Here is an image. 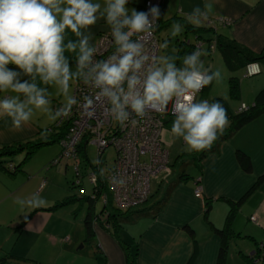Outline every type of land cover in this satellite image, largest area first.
I'll list each match as a JSON object with an SVG mask.
<instances>
[{"label":"crops","instance_id":"crops-1","mask_svg":"<svg viewBox=\"0 0 264 264\" xmlns=\"http://www.w3.org/2000/svg\"><path fill=\"white\" fill-rule=\"evenodd\" d=\"M144 2L145 0H129L126 7L142 10ZM162 6L160 20L163 24L177 15L198 27H206L208 25L206 22L210 21L215 26V32L221 34L224 40L235 42L254 53L264 52V0H163ZM194 7H200L205 12V15L200 17L199 23L194 22L189 15ZM221 19H226L227 23L220 25ZM182 28L184 36L176 34L175 42L186 40L188 45L194 44L195 49H202L201 60L204 68L209 71L219 69L221 73L219 79H214L206 85L202 99L204 95H208L203 100L211 102L213 98L221 97L230 111L236 110L242 104L252 103L256 93L264 85V68L262 67V73L259 76L254 77H246L244 69L231 72L226 68L220 55L212 54L217 49L214 44L206 41L212 38V32L202 33L204 34L202 40L198 37V33ZM89 29L94 34L96 43L101 33L108 32L102 18L96 24L90 25ZM190 36H193L192 40ZM68 39H75V37L70 32H66L65 40ZM198 45L201 46L198 47ZM189 48L183 47V54L189 53ZM65 55L72 54L66 52ZM180 56L179 59L183 57ZM232 75L240 78L238 98L230 96L228 80ZM75 82H70V95H74ZM49 93L52 106L60 105L64 100L63 96L57 95L54 85L49 86ZM172 119L173 117L165 118L161 145L168 151L169 159L172 156L175 162L179 155H182L184 159L193 150H188L182 142L183 150L180 151L179 137L171 138L167 129L170 128ZM57 120L58 118L52 119L49 114L40 109H34L28 122L22 124L20 128H14L8 117H0V151L6 146H19L42 140L51 134L50 128L57 124ZM177 140L178 145L175 146ZM57 145L46 146L36 151L22 168L20 167L13 174L0 168V256L3 249H8L12 254L6 264H26L22 261L36 257L34 250L37 245L41 247L42 244L43 249L40 252L43 254L45 249L50 248L49 245L56 247L63 244V241L58 240L60 237L53 232L54 223H52L51 211L48 209L54 201L59 199L60 192L41 180L42 170L60 152V147ZM238 148L251 157L252 173H245L240 168L235 157ZM22 159L21 153L19 160L12 164L14 166L20 164ZM69 162L71 160L65 163V169ZM199 164L200 167H195L197 172L188 173L191 176L190 179L180 182L173 188L162 212L155 218L146 216L137 220L135 224L141 227L140 231L133 237L122 239V242L129 246L133 264H186L193 252V240L186 230L187 226L194 229V237L198 241L199 254L194 264H217L221 242L214 233L213 227L223 226L229 209L227 200L240 199L255 184L258 177L264 174V117L250 121L231 137L222 141L218 151L207 153ZM172 173L173 180H168L164 186H159L157 182L156 189L159 186L165 192L169 183L178 175L176 170ZM197 187H201L199 195L195 193ZM33 194L42 198L44 203L37 207H22L17 203L18 200L31 198ZM98 201L100 199L95 202V205ZM101 203L103 204L102 201ZM31 208L36 209L30 213L23 231L13 233V226L18 224ZM109 211L113 212L111 209ZM96 227L95 241L102 254L96 264H127L125 252L116 238L109 231ZM232 227L242 234L264 240V181L242 203L232 222ZM26 231L29 241L22 240L18 247V242ZM41 237H45L44 243L42 239L36 241ZM65 238V240L69 239L67 236ZM134 240L136 245L132 248ZM250 242L248 238H237L231 241L226 264H248L243 254L247 256L254 254L252 252H255V247ZM95 252L98 253L97 250ZM261 252L263 255L264 249ZM259 262L264 264V259H259Z\"/></svg>","mask_w":264,"mask_h":264},{"label":"clouds","instance_id":"clouds-1","mask_svg":"<svg viewBox=\"0 0 264 264\" xmlns=\"http://www.w3.org/2000/svg\"><path fill=\"white\" fill-rule=\"evenodd\" d=\"M128 4L129 0H0V117H8L12 127L20 128L34 109L56 119L67 116L73 105L80 104L91 115L92 106L102 104L110 119L123 123L148 110L163 112L167 108L173 116L167 129L172 139L182 138L188 150L208 148L227 123L225 108L218 100L197 101L194 97L220 78L219 69L204 68L198 48L184 54L180 66L174 55H151L139 34L151 32L157 19L159 23L161 8L152 4L147 10H137L126 7ZM189 15L199 23L205 12L194 7ZM101 18L112 47L105 57L94 58L97 45L89 26ZM180 30L174 23L170 35ZM66 32L75 39L65 40ZM72 81L93 91L78 100L69 94ZM51 85L64 97L59 107L52 106ZM57 124H61L59 120ZM87 145H83L84 151ZM80 164L79 160L78 170ZM111 180L124 183L115 175ZM92 188L89 198L97 201L100 197H93ZM17 203L37 207L44 201L33 194Z\"/></svg>","mask_w":264,"mask_h":264},{"label":"trees","instance_id":"trees-1","mask_svg":"<svg viewBox=\"0 0 264 264\" xmlns=\"http://www.w3.org/2000/svg\"><path fill=\"white\" fill-rule=\"evenodd\" d=\"M163 5V4H162ZM145 7V2L143 5L142 10H144ZM163 7V6H162ZM162 7L160 9V13L162 10ZM174 23H179L180 26L184 27L188 31H193L195 33H198L199 38H204V34H208V32H212V38H209L206 40L210 44H214L216 47L217 51L220 53L223 62L226 66V68L231 71V72H236L237 70L244 69L245 71V76L246 77H254L258 76L262 73V67L264 68V52L260 53H254L249 51L248 49L236 44L235 42L232 41H226L223 39V36L219 33H216L214 30V25L213 23L209 22V24L206 27H198L193 24H191L188 21H185L180 16H174L170 18L169 20L166 21V23L163 24L161 23V20L159 18V23L156 28V34L159 31L160 28H165L169 27L171 24ZM212 24V25H211ZM222 25V23L220 24ZM105 32L101 33L100 36H102ZM99 36V37H100ZM98 37V38H99ZM205 41V40H204ZM190 47L189 52L193 51L195 49V45L191 44L188 45L186 40H180L178 42V55H184L183 54V47ZM159 47V45H158ZM159 52V48H158ZM180 58V57H179ZM178 58V59H179ZM182 59V58H181ZM251 63H257L260 67V73L253 75V76H247L246 75V68L249 64ZM10 68H15V65L9 64ZM26 78V77H25ZM229 91H230V96L233 98H238L240 94V78H238L235 75L230 76L229 80ZM206 88V85L204 86L203 90L198 93L196 100H201L202 99V93L205 91L204 89ZM201 97H200V95ZM199 96V97H198ZM213 100H218L220 101L226 112L227 116V123L225 124L224 128L222 131L217 133L216 139L211 143V145L206 148L202 149L199 151L193 150L190 152L191 154L187 155L186 159H182V155H179L174 164H178L177 168H173L172 164V172L173 170L178 172V175L174 181H171L169 185L167 186V189L161 196H157V194L153 193L150 194L148 199H147V204H143L142 206H137L133 208V210L128 211L126 214L121 213V212H109L107 221H105V225H103L106 229L108 228L109 232L114 236L115 238L117 237L116 235L123 229L124 223L134 221V219H137L139 217H144V216H151L155 218L160 212L163 211L165 208V205L167 203V200L169 199L170 193L173 190L174 187H176L180 182L187 181L188 179L191 178L190 174L187 172V166L193 165L194 167H200L199 162L206 156L207 153L211 152H216L218 151L219 145L222 143V141H225L229 137H231L233 134H235L238 130H240L242 127H244L247 123H249L252 120H255L259 117H264V85L262 88L256 93L254 100L250 104H242L240 105L236 110L230 111L228 106L226 105V102L224 101L223 98L221 97H215L212 99ZM60 105H56L55 107H59ZM244 106V107H243ZM59 120V118H58ZM57 120V123H58ZM68 124L67 123H61V124H56L54 127L50 128L51 134L49 136H46L40 141L37 142H27L22 145H13V146H6L2 148L0 151V168L4 169L10 174H13L14 172L18 171L20 167L28 161L31 156L38 150H40L43 147L46 146H51L54 144H58L60 149L61 147V141L64 140L68 134ZM84 145V144H83ZM83 145L81 144L80 147L78 148V151L80 153H76L74 158H69L68 160H71L73 164L75 165L76 160H80V155L83 154V157H85L86 160V151L83 150ZM116 151V150H115ZM17 153H22L23 154V159L20 161V164H15L14 166L10 161L6 160V156H11ZM103 154V153H102ZM101 154V155H102ZM61 154H58L55 158L51 160L49 164L51 166L54 164V160L56 158H59ZM235 157L236 160L240 166V168L245 172V173H252L253 172V164L251 157L244 152L242 149H236L235 152ZM99 160L96 163V165H91L92 170L96 171L99 167V164L101 165V156L98 157ZM116 159V157H115ZM182 159V160H181ZM14 163V162H13ZM48 164V165H49ZM114 165H115V160H114ZM113 165V167H114ZM50 166V167H51ZM112 167V168H113ZM108 169L107 172L104 174L103 171L102 173L104 175H107L109 171L112 169ZM101 169V168H100ZM76 172V176L78 179L82 177V172L80 169ZM101 175V174H100ZM264 181V174L258 177L256 180L255 184L238 200H227L229 203V209L227 212V216L225 218V222L221 228L213 227L214 233L218 236L221 242V246L219 249V254H218V259H217V264H226L227 260V253L230 249L231 241L237 239V238H248L253 246L255 247L253 252L254 254L252 255H246L243 254L244 259L248 264H261L259 262V259H264V254L262 255V249H264V240H258L252 235H245L242 234V232L235 231L232 227V222L236 216V213L238 209L241 207L242 203L245 201L246 198L249 197V195ZM98 189H104L107 195V200H109V205L111 206V195L110 191L108 190V187L106 184L102 183L99 181ZM103 186V187H102ZM101 187V188H100ZM93 189V188H92ZM101 191H99L98 194H100ZM102 193V192H101ZM152 193V192H151ZM90 196L82 197L84 201H87L88 203V208L86 211V216L83 220V225L85 229V242H88L89 244H93L95 240V235H96V230H95V223H94V218H96V215L98 214V211L96 210V205L95 201L96 199L90 200ZM75 199V198H74ZM73 197L67 198V201L74 200ZM81 199V198H80ZM105 205V206H104ZM103 209L106 207V204H102ZM113 208V206H111ZM25 223V222H24ZM23 223V225H24ZM23 225L17 227V232H20ZM186 230L190 237L193 240V252L191 256L189 257L188 261L186 264H194L198 254H199V247H198V241L194 237V229H192L190 226L186 227ZM120 246L123 248L127 260V264H133V257L132 254L129 251V246L124 244L121 240L116 239ZM96 249L97 251L99 250L98 245L96 244ZM2 251V250H1ZM100 251V250H99ZM11 252L8 249H3L2 255L0 256V264H6L8 263V260L11 259Z\"/></svg>","mask_w":264,"mask_h":264},{"label":"built area","instance_id":"built-area-1","mask_svg":"<svg viewBox=\"0 0 264 264\" xmlns=\"http://www.w3.org/2000/svg\"><path fill=\"white\" fill-rule=\"evenodd\" d=\"M162 3L163 0H145L144 10H147L152 4H158L160 9ZM219 22L220 24L227 23L226 19H221ZM157 24L158 19L151 32L139 34L148 52L155 56L158 55L159 48L156 34ZM96 45L97 52L94 58H103L108 55L112 47L110 33L105 32L100 36ZM200 46L198 45V47ZM259 73L260 67L256 63L250 64L246 68L247 76ZM202 88L196 93L195 100ZM92 91L81 82H75L74 96L78 100L84 95L91 94ZM103 108L102 104L93 105L91 108L92 114L89 115L88 110L77 104L72 106L67 116L59 117L60 123H67L68 127L71 126L66 138L61 141L62 154L54 160V163L57 164L60 160L74 158L78 153L81 141H85V144L94 145L98 155H101L106 148L113 147L116 150V159L115 165L109 173L107 175L102 174L100 164L96 171L92 170L88 173L90 183L94 187L93 197L98 195L103 203L109 202L105 190L98 189L100 181L107 185L112 204L120 206L121 203L126 208L136 206L147 200L151 193L149 187L150 177L152 176L155 179L159 172L168 168L169 155L168 151L161 145V135L165 118L173 116L167 108L163 112L148 110L143 116H132L129 121L119 123L110 119L104 113ZM133 119L135 123L131 122ZM69 120H72V122ZM109 133H112L113 137L108 136ZM115 134L118 136L115 137ZM75 161V170L78 172L79 160L75 159ZM113 175L118 178L122 177L124 183L122 185L115 184L111 180ZM77 183L79 184V181ZM99 191L102 193L98 194ZM195 193L197 195L201 194V187H197ZM252 220H254V217H252Z\"/></svg>","mask_w":264,"mask_h":264},{"label":"rangeland","instance_id":"rangeland-1","mask_svg":"<svg viewBox=\"0 0 264 264\" xmlns=\"http://www.w3.org/2000/svg\"><path fill=\"white\" fill-rule=\"evenodd\" d=\"M209 22H206V24H209ZM172 26L173 25H171L170 27L160 28L158 31V34H157L158 45H159L158 56L174 55L177 57V60H176L177 66H180L181 59H178V58L181 56L178 55V48H177L178 43L177 41L175 42V39H174L175 35H172V36L170 35ZM182 33H184V30L181 27V30L177 33V35L179 36ZM182 35L184 36V34ZM189 35H192V34H189ZM168 38L169 39L172 38V40H168ZM190 38L192 40L193 36H190ZM165 42H167L166 46L161 47V45L164 44ZM212 54L220 55L218 51H214L212 52ZM207 97L208 95H204L203 99H206ZM69 121L72 122V120H69ZM164 125H165V122H164ZM70 126L71 125H69L68 127V131L70 130L69 129ZM115 135H114L115 137L118 136L117 134ZM108 136L113 137L112 133H109ZM179 139H180L179 147L181 151L183 150V145H182L183 141H182V138L179 137ZM84 142L85 141H81L79 144V147L81 144L85 145ZM176 145H178V140L175 146ZM177 153H180V152H177ZM177 153H173V154L176 155ZM19 155L20 154L17 153L11 156H6L5 158L7 161H10L11 163H13L14 161L19 160ZM86 156L88 160H86L85 157H83V154L79 156L81 159L80 171L82 172V178L80 177V179H78V177L76 176V172L74 170V164L72 161L69 162L68 167H66V169L64 167V162H61L60 165L53 166V167H50L51 164H49L46 168L42 170L41 180L43 181V183L53 186L55 189H57L56 190L57 192H60L59 199L57 201H54L48 207V209L51 211L50 214L52 216V223H54L53 232L60 237V239L58 240L63 241V244L61 243L62 246L59 245L56 247L49 245L50 248L45 249V252L43 254H41L42 249H43L42 244H41V247L37 245V247L34 250L36 252L35 254L36 257L26 258L22 262H25L26 264H32V263H36V264H96L97 259L100 260V257L102 256V254L100 253L99 250H98V253L95 252L97 250L96 241L94 240L93 244H89L88 242H85V229L83 225V219L86 216L88 203L87 201H83L82 199H80L82 197L89 196L92 193V184L90 183V180L87 174L90 171H92L91 165L93 166L96 165V163L99 160L97 149L94 145L92 144L87 145ZM115 157H116V151L113 147L106 148L103 154L101 155L100 168L104 174L107 172L108 169L113 167ZM186 158L187 157H184V160ZM168 160H169V163H168L169 169L166 168L165 170L159 172L155 179L152 178V176L150 177L149 187H150V192H152L151 194L155 193L157 194V196H161V194L163 193V188L161 189L159 188V186L166 185L167 181L170 179L173 180L174 174L172 173V164L170 162L173 163V168H177V166L179 165L174 164L175 162H173L174 158H172V156ZM187 171L188 173H192L193 171L197 172V169L193 165H189L187 166ZM79 180H80V185L78 186L77 182ZM157 182H159V186L156 189L155 185ZM69 197H73V199L74 198L75 199L71 201H67V198ZM96 197L98 198V195H96ZM80 202H81V208L79 209ZM143 204H147V200L140 202L136 206H131L127 208L125 207V205H122L120 203L119 204L120 206L114 204L113 208L109 207L108 209L107 208L101 209L102 203L100 200L97 202L96 207H95L98 212L101 210L97 214L96 218H94L95 227L97 226L96 227L97 229L100 228L108 232L109 229L108 228L104 229L105 227L103 225H105L104 222L107 221V217L109 215V212H108L109 209L115 212H121V213L126 214L128 211L133 210V208L137 206H142ZM35 209L31 208V210L27 213V215L24 216L18 224H15L13 226V230H12L13 233L14 232L17 233V227L23 225V223L26 222V220H28L30 213L33 212ZM144 217H139L137 219H134V221L132 220L130 222L124 223L123 225L124 228L121 229V231L116 235L117 236L116 239H119L122 241L123 238L125 239L128 237H133L135 234H137L138 231H140L141 227H139L138 224H135V222L137 220L143 219ZM24 227H25V223L21 231H23ZM66 236L67 238H69L68 240H65ZM27 237H28V232L26 231L22 234L18 242V247L20 246L21 241L22 240L25 241ZM41 239L43 241L42 243H44L45 237L38 238L36 241H40ZM28 241L29 239H27V241L25 242H28ZM250 244L252 243L250 242ZM135 245H136V241L134 240L132 244V248H134ZM31 251L33 252V248Z\"/></svg>","mask_w":264,"mask_h":264},{"label":"water","instance_id":"water-1","mask_svg":"<svg viewBox=\"0 0 264 264\" xmlns=\"http://www.w3.org/2000/svg\"><path fill=\"white\" fill-rule=\"evenodd\" d=\"M253 253V252H252Z\"/></svg>","mask_w":264,"mask_h":264}]
</instances>
